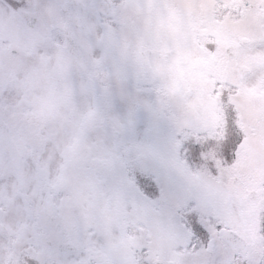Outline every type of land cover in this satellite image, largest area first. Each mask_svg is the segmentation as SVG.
I'll return each mask as SVG.
<instances>
[{
	"label": "snow or ice",
	"instance_id": "snow-or-ice-1",
	"mask_svg": "<svg viewBox=\"0 0 264 264\" xmlns=\"http://www.w3.org/2000/svg\"><path fill=\"white\" fill-rule=\"evenodd\" d=\"M185 2L4 0L0 180L26 163L39 171L18 149L39 153L49 171L71 177L91 214L117 218L124 237H138L131 264H264V155L259 172L232 184L221 177L246 139L228 95L238 85L211 65L198 69L230 105L219 138L209 114L191 104L195 92L174 75L175 53L162 51L159 22ZM192 2L208 7L212 21H232L234 75L264 91V62L256 59L264 58V0ZM252 134L264 137V110ZM8 211L0 194V217Z\"/></svg>",
	"mask_w": 264,
	"mask_h": 264
},
{
	"label": "rangeland",
	"instance_id": "rangeland-1",
	"mask_svg": "<svg viewBox=\"0 0 264 264\" xmlns=\"http://www.w3.org/2000/svg\"><path fill=\"white\" fill-rule=\"evenodd\" d=\"M233 31L232 21L227 16L212 21L209 8L197 6L192 0L170 6L166 18L159 22V39L164 42L165 49L175 53L171 65L174 75L187 91L195 92L191 104L209 114L213 125L221 129L219 138L224 136V122L219 123L222 118L220 95H212L207 78L198 69L211 65L221 80L238 85L235 91L229 92L230 101L237 115L235 129L244 133L246 139L235 165L221 169V177L229 184L259 172L257 157L264 155V137L252 134L257 117L264 110V91L258 85L241 83L234 75L236 63L225 53ZM199 36L204 39L203 44L196 40ZM181 37L185 41L190 39L191 47L183 46ZM169 42L171 48L167 46ZM256 59L264 62V58ZM229 107L227 104V109ZM40 145L43 147V142ZM27 156L26 161H39V171L26 163L21 177L13 169L0 180V194H7L10 201L8 215L2 220L8 233L0 232V257L5 264L130 263L129 249L138 237H124L119 231L122 223L117 218L97 217L83 207L70 189L72 180L66 172L49 171V160L41 158L39 153L31 152ZM221 177L217 178L218 182ZM25 193L30 202L25 201ZM32 209L35 210L33 214ZM60 242L73 243L79 251L66 256L57 249Z\"/></svg>",
	"mask_w": 264,
	"mask_h": 264
},
{
	"label": "flooded vegetation",
	"instance_id": "flooded-vegetation-1",
	"mask_svg": "<svg viewBox=\"0 0 264 264\" xmlns=\"http://www.w3.org/2000/svg\"><path fill=\"white\" fill-rule=\"evenodd\" d=\"M5 7V4H4V0H0V9H3ZM179 25H180V20H179ZM193 37H194V35H193ZM197 38V37H196ZM11 47H18V45H16L15 44V42H13L12 44H11ZM165 50H168V52L169 51H173L174 52V50H170V49H165V48H163L162 49V51L166 54V51ZM7 51H8V46H6L5 48H4V52L5 53H7ZM22 54V53H21ZM89 54H92V50L91 49H89ZM96 55H98V53H96ZM236 63V62H235ZM236 66H237V64H236ZM228 95H229V97L231 98V96H230V94L228 93ZM57 116H59L61 113H60V110L59 109H57ZM42 143V142H41ZM41 146V145H40ZM18 151L20 152V154L23 156V158L26 160V158L28 157L27 155H28V153H29V155H30V153L31 152H33V150L32 149H27V150H23V149H18ZM23 168H24V166H22V167H20V168H18V169H14L18 174H19V176L21 177L22 175V170H23ZM26 196V197H25ZM24 198H25V201L27 200L28 202H30V200H28V198H27V193H25V195H24ZM26 201V202H27ZM7 202H8V206H9V200H7ZM8 209H9V207H8ZM28 210H29V203H28ZM9 212V211H8ZM30 212L32 213H35V210L34 209H32V211L30 210ZM32 213V214H33ZM4 217L5 216H3V217H1V221L4 219ZM2 224H3V226L5 227V229H4V231L2 232L3 234H7L8 233V227L2 222ZM64 243H69V242H64Z\"/></svg>",
	"mask_w": 264,
	"mask_h": 264
},
{
	"label": "water",
	"instance_id": "water-1",
	"mask_svg": "<svg viewBox=\"0 0 264 264\" xmlns=\"http://www.w3.org/2000/svg\"><path fill=\"white\" fill-rule=\"evenodd\" d=\"M227 49H228V48H227ZM227 54H228V56L230 57L228 51H227ZM59 249H60V251H62V252H64V253H69V252H72V251H76V250L72 247V245H66V244H61V245L59 246ZM100 264H112V263H100Z\"/></svg>",
	"mask_w": 264,
	"mask_h": 264
}]
</instances>
